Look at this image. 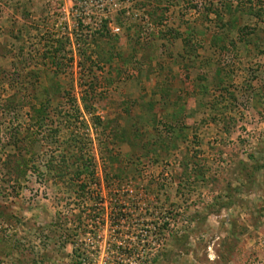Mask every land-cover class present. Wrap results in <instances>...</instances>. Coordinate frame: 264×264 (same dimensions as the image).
<instances>
[{"label": "rangeland", "instance_id": "1", "mask_svg": "<svg viewBox=\"0 0 264 264\" xmlns=\"http://www.w3.org/2000/svg\"><path fill=\"white\" fill-rule=\"evenodd\" d=\"M33 151L43 173L6 181ZM71 152L90 157L83 194L74 165L47 168ZM9 249L264 264V0H0V264Z\"/></svg>", "mask_w": 264, "mask_h": 264}, {"label": "trees", "instance_id": "2", "mask_svg": "<svg viewBox=\"0 0 264 264\" xmlns=\"http://www.w3.org/2000/svg\"><path fill=\"white\" fill-rule=\"evenodd\" d=\"M215 12L218 13L217 10ZM81 24H82V21L79 20V25H81ZM98 33L100 35H103V33L101 31H98ZM66 41H68L67 37H66ZM61 43H62V39H60L59 46L55 47L54 51L52 52V56L49 57L51 62L55 63L56 65L59 64V61L57 59H55L56 52L61 50V47H60ZM44 45H45V42H44ZM50 46L48 47L49 49H50ZM43 104H44L43 114L37 115L36 120H35V121H37L38 127H43V126L45 127V123L42 122V121H44L43 118H44V114H45V100H44ZM19 133H20V131L18 130L17 126L15 129H11L9 136L7 138V142L5 143V147L11 145L12 147L19 149L20 148V141L18 139ZM34 156H35V153L33 151L31 156H29V157H26L24 154L23 155L15 154L14 157H11V155L10 156L8 155V157L4 158V164L2 166V173L6 176L4 179H6V181H12L13 180L15 183H19L21 178H23L25 176V174H27L28 171H31V172L37 173V174H41V172L43 173V171L40 170V166L38 164H36V161H33V160H35ZM77 156H78L77 154H73L72 152L68 153L67 155H64L61 153L58 156L59 160H56L55 158L52 157L47 161V168L49 170H54L56 172L57 176L60 179H62L63 176H66V174H68L67 172L69 171V167L74 165L75 168H74V170H72L71 174L73 175V179L74 178H77V179L76 180L70 179L69 184H70V186H73L74 184H76V189H73V190H76L77 194H83L84 191L87 189L88 181L87 182H78V179L82 176V173H84L88 169L90 157L88 155H83L82 157H77ZM77 161L79 162V164L75 163ZM44 167H45V163H44ZM86 174L90 175V173H86ZM12 247H13V244H12ZM15 247H13V249ZM11 251H12V249H9L7 252V255L11 258V260L14 262V264H21L19 262V260L15 257V255L11 254ZM75 252L77 254L76 256L81 258L80 256L83 253L79 252V251H75ZM78 262L80 263L81 260L78 259Z\"/></svg>", "mask_w": 264, "mask_h": 264}, {"label": "built area", "instance_id": "3", "mask_svg": "<svg viewBox=\"0 0 264 264\" xmlns=\"http://www.w3.org/2000/svg\"><path fill=\"white\" fill-rule=\"evenodd\" d=\"M114 30L117 31L118 30V27L114 28Z\"/></svg>", "mask_w": 264, "mask_h": 264}]
</instances>
